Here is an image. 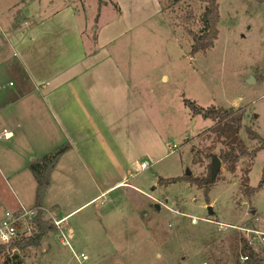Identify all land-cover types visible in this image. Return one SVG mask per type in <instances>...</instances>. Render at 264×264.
<instances>
[{"label": "rangeland", "instance_id": "rangeland-1", "mask_svg": "<svg viewBox=\"0 0 264 264\" xmlns=\"http://www.w3.org/2000/svg\"><path fill=\"white\" fill-rule=\"evenodd\" d=\"M62 1H70L81 22L85 17L89 34L119 16V6L112 0H101L99 6L98 0ZM132 2L137 12L133 14L135 27L118 41L123 45L132 42L130 54L137 62L131 73L137 78L135 92L165 144L174 148L152 168L131 176L127 186L114 188L78 209L99 192L88 172L74 159L64 157L60 170L66 175V187L63 185L61 194L46 197L44 219L52 221L55 214L77 211L60 223V231L42 237V244H49L47 252L43 253L42 247L31 248L21 259L24 264H244L242 248L247 242L259 258L260 254L264 257V185L249 198L242 188L244 183L251 188L259 184L264 150L251 160L248 155L240 157L234 171L219 162L220 173L206 193L188 183L158 182L185 173L207 176V165L212 169L222 147L214 137L202 135L211 121L193 116L183 99L200 108L245 107L239 141L249 153L260 143L248 137L246 126L264 140V4L217 0L214 45L190 55L189 33L201 28L198 19L205 0H158L159 14H154L151 2ZM51 9L48 0H0V27L22 15L42 16ZM10 55L8 46L0 47V85L15 78L14 72L4 71ZM126 58L120 55V59ZM164 75L168 78L163 81ZM249 77L253 84L247 83ZM143 148L148 150L149 144ZM207 153L214 157L207 158ZM25 176L28 187L19 184L18 199L22 206L33 208L35 184L27 169L20 177ZM7 197L13 202L11 195ZM51 202L61 210L54 213ZM5 208L0 206V217L8 210ZM67 226L73 231L69 244L59 241L62 233L67 235ZM3 262L1 258L0 264Z\"/></svg>", "mask_w": 264, "mask_h": 264}, {"label": "crops", "instance_id": "crops-1", "mask_svg": "<svg viewBox=\"0 0 264 264\" xmlns=\"http://www.w3.org/2000/svg\"><path fill=\"white\" fill-rule=\"evenodd\" d=\"M60 1L48 0L52 9L47 14L22 15L0 27V47L11 50L4 71L15 73V78L0 85V132L5 129L8 134L0 142V184L6 191L0 188V206L8 210L23 207L18 199L19 184L28 187L27 177H20L23 169L58 146L68 144L70 149L53 168L42 205L51 193L59 195L66 187L60 163L70 157L88 172L99 192L77 209L127 186L131 176L172 152L135 92L133 44L118 41L135 27L133 0H112L119 6V16L101 23L91 34L85 17L81 22L70 1ZM146 1L154 5V14L161 12L158 0ZM146 144L148 150L143 148ZM54 202L51 207L57 213L61 207ZM77 209L52 217L62 224ZM66 229L72 239V228ZM41 247L43 253L49 250L47 241ZM260 258L264 261L261 254Z\"/></svg>", "mask_w": 264, "mask_h": 264}, {"label": "trees", "instance_id": "trees-1", "mask_svg": "<svg viewBox=\"0 0 264 264\" xmlns=\"http://www.w3.org/2000/svg\"><path fill=\"white\" fill-rule=\"evenodd\" d=\"M264 4V0H256ZM205 7L201 12L198 21H200L201 28L198 32H190V39L192 44L190 46L189 54L194 55L199 52H205L206 50L213 47L217 37V23H218V3L217 0H205ZM98 6L102 4L101 0L97 2ZM94 40V38H92ZM184 106L191 112L193 116H200L203 119H209L211 126L206 128L202 132V135H209L214 137L216 141L222 144L220 152L217 155V159L222 164L228 165L230 171H234L236 163L239 158L245 155L250 156V160L255 156L259 150H264V140L252 130V128L246 126V132L248 137L252 140H259L258 146L248 152L247 148L242 145L238 139V132L241 129L242 117L245 113V107L234 108H214V107H198L193 101L183 99ZM201 135V136H202ZM199 136V135H198ZM70 149L68 144L58 146L52 152L41 156L40 158L34 159L26 166L27 170L32 174L35 182V197L33 208L36 210V215L32 219L33 231L29 236L21 239L14 240L8 249H16L17 253H7L6 248L0 246V259L3 258V264H24V260L21 259L22 255L28 249H38L42 246V237L51 231H57L58 228L52 223L51 220H45L42 210V200L47 191V186L50 182V175L53 168L58 163L59 158ZM207 158L211 159L214 156L207 153ZM208 173L205 177H196L191 173H185L180 177H170L167 179H158L159 183L171 184V183H188L196 186V188L204 190L206 193L212 186L214 180L219 175V171L215 176L211 177V166L208 164L206 167ZM264 185V166L262 168L261 179L256 188L247 186V183L242 184L243 194L249 198L252 194L256 193ZM242 253L247 257L244 264H263L262 259L258 257L254 251L244 244ZM10 254V255H9Z\"/></svg>", "mask_w": 264, "mask_h": 264}, {"label": "built area", "instance_id": "built-area-1", "mask_svg": "<svg viewBox=\"0 0 264 264\" xmlns=\"http://www.w3.org/2000/svg\"><path fill=\"white\" fill-rule=\"evenodd\" d=\"M10 85H12V83H10ZM7 135V131L5 129L2 130L0 132V140L4 139ZM169 148H174V145H171ZM35 215L36 210L34 208H26L24 206L15 210H6V212L2 214V216L0 217V246L5 247L7 253L11 252L12 254H16V249H8L10 244L14 240L24 238L32 233L33 224L31 222ZM61 221V219H52V223H54L57 228L59 227ZM224 226L226 228V225ZM68 239L69 237L62 233L60 241L69 244ZM247 245L251 246V242H247ZM79 257L82 260L86 259L85 256H83L82 254H80ZM243 260H247V257L244 256Z\"/></svg>", "mask_w": 264, "mask_h": 264}, {"label": "water", "instance_id": "water-1", "mask_svg": "<svg viewBox=\"0 0 264 264\" xmlns=\"http://www.w3.org/2000/svg\"><path fill=\"white\" fill-rule=\"evenodd\" d=\"M254 79L253 77H249L247 79V83L248 84H253ZM212 169H211V177L213 178L215 176V174L219 171L220 165H219V160L217 158H214L213 162H212Z\"/></svg>", "mask_w": 264, "mask_h": 264}]
</instances>
